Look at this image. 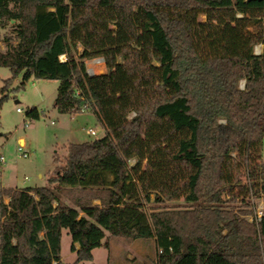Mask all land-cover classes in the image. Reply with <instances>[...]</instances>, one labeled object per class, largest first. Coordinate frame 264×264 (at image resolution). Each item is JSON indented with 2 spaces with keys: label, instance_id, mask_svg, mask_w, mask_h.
I'll use <instances>...</instances> for the list:
<instances>
[{
  "label": "trees",
  "instance_id": "1",
  "mask_svg": "<svg viewBox=\"0 0 264 264\" xmlns=\"http://www.w3.org/2000/svg\"><path fill=\"white\" fill-rule=\"evenodd\" d=\"M7 27L0 114L19 76L59 81L58 112L105 136L71 144L48 187L1 192L0 264H64L63 229L73 264L107 233L154 240L152 264H264V216L235 210L264 197V0H0Z\"/></svg>",
  "mask_w": 264,
  "mask_h": 264
},
{
  "label": "rangeland",
  "instance_id": "2",
  "mask_svg": "<svg viewBox=\"0 0 264 264\" xmlns=\"http://www.w3.org/2000/svg\"><path fill=\"white\" fill-rule=\"evenodd\" d=\"M11 31V27L0 28L1 43L5 35ZM1 47L4 50L3 43ZM255 53L264 54V45H258ZM95 60L98 59L86 62L88 71L94 76L105 74L104 61L96 63ZM10 78L12 72L8 68H0V88L4 87L6 80ZM21 83L22 75L9 85V98L0 114L3 134L0 137V157L4 158L3 162L0 161V203L1 192L4 190L48 187V179L65 166L68 147L71 144L90 142L105 136V131L90 110L73 114L58 112L55 101L59 81L30 80L24 89L17 90ZM32 108H37L42 114L39 120L27 117V111ZM17 109L23 112L18 113ZM90 130H94L96 136L90 135ZM20 139H25L24 153H27L28 158H23L18 152V148L23 146L20 145ZM59 198L65 204L75 206L74 202L65 196L59 195ZM94 205H100V201ZM250 205L243 206L240 201H236L235 210L254 211L252 216L244 215V219L251 223L254 222L255 216L264 213V197L259 199L252 197ZM77 208L81 213V209ZM106 243L108 248L101 247L93 252L92 264H152L157 253L154 240L129 241L107 233ZM71 247L72 238L69 231L63 229L61 259L64 264H73L77 259Z\"/></svg>",
  "mask_w": 264,
  "mask_h": 264
},
{
  "label": "built area",
  "instance_id": "3",
  "mask_svg": "<svg viewBox=\"0 0 264 264\" xmlns=\"http://www.w3.org/2000/svg\"><path fill=\"white\" fill-rule=\"evenodd\" d=\"M96 63H101L102 60L98 59V60H95ZM89 74H91V71L89 72ZM241 88L243 89L244 88V84L241 86ZM17 112L18 113H22L23 111L21 109H17ZM90 135L92 136H96V132L94 130H90L89 131ZM18 152L23 156V158H28V155L27 153H24V146H20L18 148ZM0 161L3 162L4 161V158L3 157H0ZM264 216V213H260L258 216H257V219H261L262 217Z\"/></svg>",
  "mask_w": 264,
  "mask_h": 264
},
{
  "label": "crops",
  "instance_id": "4",
  "mask_svg": "<svg viewBox=\"0 0 264 264\" xmlns=\"http://www.w3.org/2000/svg\"><path fill=\"white\" fill-rule=\"evenodd\" d=\"M19 142H20V145L23 144V146H25V144H26V143H25V139H20ZM7 200H8V201H7ZM4 202L7 204V203L9 202V199H8V198H5V199H4ZM94 203L97 204V203H99V201H94ZM66 204H67L69 207L78 210V208H77L76 206H73V205L68 204V203H66ZM81 213H82V212H81ZM81 213H80V216H83V215H81ZM75 247H76V249H79V245H78V244H76ZM94 251H95V250H94Z\"/></svg>",
  "mask_w": 264,
  "mask_h": 264
},
{
  "label": "water",
  "instance_id": "5",
  "mask_svg": "<svg viewBox=\"0 0 264 264\" xmlns=\"http://www.w3.org/2000/svg\"><path fill=\"white\" fill-rule=\"evenodd\" d=\"M256 1H263V0H246V2L250 3V2H256ZM103 61V59H100Z\"/></svg>",
  "mask_w": 264,
  "mask_h": 264
},
{
  "label": "bare ground",
  "instance_id": "6",
  "mask_svg": "<svg viewBox=\"0 0 264 264\" xmlns=\"http://www.w3.org/2000/svg\"><path fill=\"white\" fill-rule=\"evenodd\" d=\"M63 58H64V57H63ZM63 58H62V59H63Z\"/></svg>",
  "mask_w": 264,
  "mask_h": 264
}]
</instances>
